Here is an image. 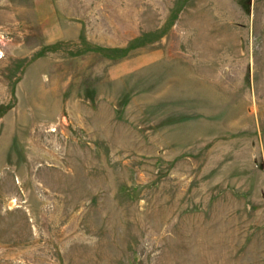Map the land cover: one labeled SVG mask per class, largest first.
I'll return each instance as SVG.
<instances>
[{
    "label": "rangeland",
    "instance_id": "374dc122",
    "mask_svg": "<svg viewBox=\"0 0 264 264\" xmlns=\"http://www.w3.org/2000/svg\"><path fill=\"white\" fill-rule=\"evenodd\" d=\"M0 264H264V0H0Z\"/></svg>",
    "mask_w": 264,
    "mask_h": 264
},
{
    "label": "bare ground",
    "instance_id": "6f19581e",
    "mask_svg": "<svg viewBox=\"0 0 264 264\" xmlns=\"http://www.w3.org/2000/svg\"><path fill=\"white\" fill-rule=\"evenodd\" d=\"M202 246V245H201ZM203 249V248H202Z\"/></svg>",
    "mask_w": 264,
    "mask_h": 264
}]
</instances>
